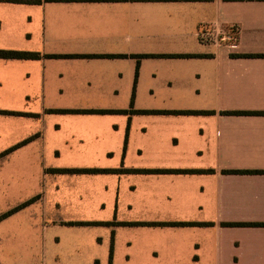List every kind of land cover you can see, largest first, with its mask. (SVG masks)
Here are the masks:
<instances>
[{"label":"crops","instance_id":"crops-1","mask_svg":"<svg viewBox=\"0 0 264 264\" xmlns=\"http://www.w3.org/2000/svg\"><path fill=\"white\" fill-rule=\"evenodd\" d=\"M0 50V264H264V0H0Z\"/></svg>","mask_w":264,"mask_h":264},{"label":"built area","instance_id":"built-area-1","mask_svg":"<svg viewBox=\"0 0 264 264\" xmlns=\"http://www.w3.org/2000/svg\"><path fill=\"white\" fill-rule=\"evenodd\" d=\"M198 39L201 44L235 46L237 42L236 30H213L201 28L198 32Z\"/></svg>","mask_w":264,"mask_h":264},{"label":"trees","instance_id":"trees-1","mask_svg":"<svg viewBox=\"0 0 264 264\" xmlns=\"http://www.w3.org/2000/svg\"><path fill=\"white\" fill-rule=\"evenodd\" d=\"M8 1H20V0H8ZM55 1V0H50ZM36 54L25 53V52H14V51H1L0 58H13V59H33L36 58ZM179 114V113H177ZM183 114H195V112H184ZM244 226V225H242Z\"/></svg>","mask_w":264,"mask_h":264}]
</instances>
